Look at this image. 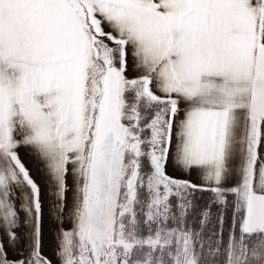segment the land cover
Wrapping results in <instances>:
<instances>
[{
  "label": "snow or ice",
  "instance_id": "obj_1",
  "mask_svg": "<svg viewBox=\"0 0 264 264\" xmlns=\"http://www.w3.org/2000/svg\"><path fill=\"white\" fill-rule=\"evenodd\" d=\"M0 264H264V0H0Z\"/></svg>",
  "mask_w": 264,
  "mask_h": 264
},
{
  "label": "crops",
  "instance_id": "obj_2",
  "mask_svg": "<svg viewBox=\"0 0 264 264\" xmlns=\"http://www.w3.org/2000/svg\"><path fill=\"white\" fill-rule=\"evenodd\" d=\"M20 154H21L22 159L26 163V166H28L31 169L34 178H36L38 180V182H40L41 185L43 186V178H42L41 174L38 172V165L33 160L31 155L29 154V152L26 149L22 148L20 150ZM52 237H53L52 236V226L48 225L47 228H46L45 238L44 239L48 240V239H51ZM48 252H49V250H48Z\"/></svg>",
  "mask_w": 264,
  "mask_h": 264
},
{
  "label": "rangeland",
  "instance_id": "obj_3",
  "mask_svg": "<svg viewBox=\"0 0 264 264\" xmlns=\"http://www.w3.org/2000/svg\"><path fill=\"white\" fill-rule=\"evenodd\" d=\"M66 227H67V225H66ZM44 246L45 247H43V250H44L45 255L52 257L53 250L55 248V240L53 239V237L51 239H48V240L44 239ZM48 250H49V252H48Z\"/></svg>",
  "mask_w": 264,
  "mask_h": 264
}]
</instances>
